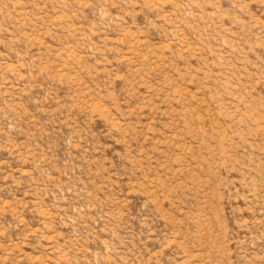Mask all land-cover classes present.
<instances>
[{
  "label": "rangeland",
  "instance_id": "374dc122",
  "mask_svg": "<svg viewBox=\"0 0 264 264\" xmlns=\"http://www.w3.org/2000/svg\"><path fill=\"white\" fill-rule=\"evenodd\" d=\"M0 264H264V0H0Z\"/></svg>",
  "mask_w": 264,
  "mask_h": 264
}]
</instances>
